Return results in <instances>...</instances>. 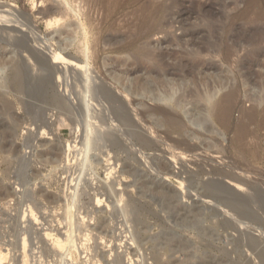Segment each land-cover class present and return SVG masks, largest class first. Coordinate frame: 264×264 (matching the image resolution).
Returning a JSON list of instances; mask_svg holds the SVG:
<instances>
[{"label": "rangeland", "instance_id": "1", "mask_svg": "<svg viewBox=\"0 0 264 264\" xmlns=\"http://www.w3.org/2000/svg\"><path fill=\"white\" fill-rule=\"evenodd\" d=\"M0 10L3 11L2 14H8H5V17L8 18V21L5 20L7 22L0 21V31L2 33L3 31L5 32L3 34L0 33V51L2 50L3 52L4 49L8 50L9 52L7 51V55L11 56V58H14L9 59V64L11 60L15 61V59L18 58H20V60H16L17 64H21L22 61L26 62L31 67V74L33 76L34 74L35 76L43 75L45 72L39 70L33 71L34 64L29 61V58H26L28 56L22 51L20 46H15V41H18V39H24V41H26L25 43H27V46L29 45V49L32 48L30 50H34L41 54H49V58L51 57L52 59L54 58L50 54H54L60 58L65 56L66 60H69L71 57L72 59H80L82 56L77 53L74 47L61 49L57 37L51 39L55 28L49 27L47 20L53 19L55 17H64V21L66 23H76L78 21L76 14L85 15V13H87L93 18V21H95V26L101 22L100 24L104 25L102 33L103 41L112 38L114 41L112 44L114 46L112 44V47L109 45V47L112 48L111 51V48L108 49V46H106L105 42H101L99 57L96 60L95 67L93 66L92 71L94 72V75H99L100 80L103 81L105 85L109 86V88L113 89V91L118 94V96L120 94V98L125 94L120 92L121 89L119 90L115 87L114 83L111 82L108 73L105 74L106 77H108L107 80L103 78L102 73H106L107 70L111 69L116 70L119 68L117 62L122 60H127V65L131 64L132 59L129 58V56H132V50L116 52L114 51V48L119 47L121 44L123 45L130 42L131 39H136V36L138 38V36L141 35L142 29L144 30L146 24L157 21H163V25H167V27L165 25L166 30L168 29V31L176 37L183 36V28L188 31H193V29H195L194 33H196V38L203 52L198 59L199 67L197 70V80L199 82L198 89L201 93V96L195 97L191 95V92L193 90L195 91L196 89L195 86L191 85V89L189 88L185 92L183 91L184 93H182L184 94L182 109H179L178 106H173L172 104L154 102L146 96H133L134 100L136 101V108L139 111H143V109L145 111V108L147 107H166L167 110L171 111L173 114L175 113V115L178 116L181 121H183L182 123L185 124L184 126L186 127V130L189 131V137H187V141H189L188 143L193 146L191 148L192 150L189 152L191 155H187L188 158L185 157L186 155H182L181 157L183 158L180 157V159H178L181 161H178L177 165H175V161L169 155L170 151L167 149L164 150L165 148L163 146H161L162 148L160 147L161 149H159V151L156 150L144 152L138 148L132 150L130 149V154L126 152L123 155H120V157L118 156L119 160L113 157L111 159L110 157L112 162H105V158L103 159V156H101L99 151H93L92 154L94 155V159L96 158V165L94 163L92 165L94 169L90 171L88 170L86 172V179H95L94 183H97L95 187L100 188L102 185H107L106 174L108 173V169H114L115 167H118V169H110L109 176L111 179L117 180L118 178L117 183L121 182L116 186V189H121L118 191H123L125 198L127 197L124 201V204H137V207H139V216H141L140 218L142 222H145V226L148 230L139 236L138 243L133 245L134 248L129 249V251H131L130 256H135V264H139L140 262V264H157L158 262H155L153 258L151 259V256L153 257L155 252L160 256L159 264H167L169 261L177 260L178 258L180 259H178L180 264L182 262V264H203L207 262V260V264H245L247 261L250 264H260L259 261L253 256V253H251L252 251H249L245 242L241 240L245 234H249L253 237H256L260 243H262V245L264 244V215L261 211H259L262 205L256 204L253 206L255 212L253 217L256 219L255 221H260L259 225L256 224L259 222L254 224L253 221H249L247 226L241 229V232L233 231L231 227L226 228L228 226L224 223V221L226 219H230L233 214L229 212V210L226 209L222 203H217L213 198H206L205 189L203 190L202 188H204L203 185H205V183L211 180H216L223 182V184L231 191L233 190L232 193L236 195L241 194L242 196L248 197L250 194L258 195L260 193L261 196L264 194V102L259 104L258 101H256V96L258 97L259 93H262V98L264 96V0H0ZM143 10H145L144 13H142ZM15 20L18 22V24ZM4 34L7 35L5 36ZM2 35L4 37H2ZM160 37H162V34L153 36L150 38L148 43L152 44L153 46H157L158 40L160 42ZM41 41L44 43V45H42L43 43ZM144 41L147 42L146 39H141L140 43H146ZM40 42L41 45L39 44ZM11 43L14 44V46ZM102 43H104V45ZM158 47L161 49H167L168 51L176 50V47H171L167 44H164L163 46L160 45ZM134 55L141 58L138 53H134ZM8 56L7 58H10ZM138 62L143 64L142 59H139ZM170 62L172 63L173 60H170ZM2 75L5 76L4 74L0 73V76ZM137 76L139 75H132L130 78L135 79ZM60 81V77L55 78L54 85L51 89L56 91V93H58L61 97H66V107L72 112L70 109L73 106L74 107L72 109L75 107V109H77V106H75L76 103L74 102L75 98L73 99V97L70 96L71 100H69L67 95H72L71 91L69 90V92L65 94L63 88L57 87ZM71 82H74V85H76V82L73 80L72 76L70 79V83ZM12 86L11 84H8L7 86H3V88L0 89V93L4 94L5 99L4 101H0V182L3 186H6V188H9L12 192H14V194L18 186L20 189H24L25 186L20 187L21 181L20 179H17L15 175H18L17 172H23L22 169L18 170L22 164L21 162H24L25 160L29 161L30 159L32 166L30 168L32 171L29 172L31 180L29 181L28 185L29 187L32 186L33 188L30 187L29 189L28 185H26V187H28L29 190H34L37 192L43 190L45 194H49L48 196L61 200L60 204L62 206L50 204L48 200H44L43 198L34 199L36 202L38 201V204H34L33 201L26 198L29 202H26L24 209L27 208L28 205L32 204V206L37 204L38 206H36L38 208L35 207V210H33V208L32 211L26 214L29 217L25 215L23 218L25 220H21L20 218L15 220V217H18L16 213L17 211L15 209L19 205L15 202L16 200L13 199L16 198L19 200L20 196L14 195V197H12L13 199L9 197V200L8 198L5 200L6 203L9 201L10 207L8 206L9 204L5 205V203L2 202L4 200H0V203H2L0 204V235L3 236H0V242L4 243L3 240H5L6 243V246L3 245L4 247L0 244V246H2L0 247V250L2 251L0 252L2 255V257L0 255V264H5V261L3 260L6 259L5 257H7L6 264H14V262L15 264H91V259H88L90 256H93L95 253L94 251L100 255V258L104 257L106 259L103 264H115V262L112 261V259L114 260L115 258L112 255H116L117 253L115 252V248L113 251L114 254H112L113 252H110V248H105V246L97 244L96 242L99 240H96L98 236L96 232L94 237L92 236V242L88 243L85 237H83V230H86V226L84 225H81L83 230L80 229L81 231L79 230L78 232V225L74 230L75 232H78L75 233V239L79 236L78 239L80 240L79 241L76 239V243L78 244H76V246H78L76 250L74 248L70 252L68 249H65L64 246H59L60 243H58V240L64 237V224L66 223V218L64 219L65 215L63 207L66 199L64 190L67 189V183L71 184L70 180L73 177H69V170L67 171L69 173L68 175L63 174L64 171H61V167L57 168L60 174L57 173L58 170L56 172L55 166L57 167L58 164L46 165L41 162L40 156L52 145L54 146L55 144H59L64 149L67 148V145L71 142L73 145L75 135L72 128L74 127L75 129V126L73 125L71 128L68 126L70 122H66V120L62 121L61 117H64V115H62L56 108L49 107L46 110L41 108V104L36 101L37 96L35 95L37 94L36 92H33L36 90L32 91L31 88H33V86L31 84V88L30 86L29 88L33 94L31 93V96L28 98V95H21L18 91V88ZM216 87L222 90L219 99H221L224 94L234 91L235 96L232 102L223 104L226 107H230V112L228 115L229 117L226 118L229 119L228 121H226V119L222 120L217 118L214 114L215 111L211 112L207 104L203 102V97L207 91L211 92L212 90L213 92L214 88ZM51 89H47V91ZM123 99L126 100L125 96L122 98V101H124ZM5 105H7V108ZM143 105L145 106L144 108ZM196 106H198V108H196ZM77 110H74L77 115H72L73 117H78V114L83 115V113H77ZM196 118H202L207 122L205 125L200 127L194 123ZM44 123H48V127L46 125L47 128L45 127V129H48L49 131L47 130V132L51 133V135H41V130L38 129V126ZM240 124H245L247 127V136L246 139L242 141V143L238 140L237 133V127H239ZM210 128H212V131ZM159 130L165 131L166 128L164 127L162 130V127H160ZM178 136V134H174L175 138H178ZM44 142L47 143L44 144ZM74 153L75 152H72V154ZM72 154L70 159L72 158L71 161H73V164L75 161L73 160ZM62 156L61 160L63 162L65 155L63 157ZM117 162H119V166H117ZM154 162L156 164L161 162L168 165L172 172L171 177H166L163 175V173L155 171V167L153 166L155 164ZM182 162L183 164H181ZM107 163L108 165H106ZM126 163L132 165L133 168L136 169V176L132 177L131 174H126L123 176L119 173V170L121 171ZM76 166L74 165V169L72 168V171L76 169ZM92 171L93 173H91ZM110 171H113V175ZM204 171L205 173H203ZM36 173L38 174L37 177H31L32 174L35 175ZM222 173L224 174L222 175ZM229 173L234 176L236 175L235 177L238 176V178H245L244 181H248V186L251 189L242 191H236L233 189L234 187L231 186L230 179L226 178ZM74 174L77 175L78 172L75 171ZM91 174L94 176L92 175L93 177H91ZM115 174L116 177H113ZM66 176L67 178H65ZM137 176L140 178L138 179ZM176 176L177 178L181 177L184 182L186 181L184 183L185 190L179 187L180 185L179 182H177L178 180L175 178ZM8 177L10 179H7ZM143 179L150 181L151 184H162L167 190L175 195L176 199H172V203H170L168 200L169 198L162 197L156 193L153 185L146 187L144 185L145 181H142ZM196 183H198V186L195 185ZM189 184L197 186L198 188L195 190L194 188L196 187H194L193 189L190 188V190ZM199 184L203 185L201 186ZM185 186L187 187L185 188ZM184 191L187 192L185 193ZM91 193L93 194V192ZM109 198V195L106 194L105 204H107H104L100 208L94 207V211H92L94 213L93 217L95 220H97L95 223L94 220L93 222H90L91 225L89 226V229L94 230V225H96L98 219L100 220L102 218L110 221L111 223H115L111 225V223L107 221L108 227L106 233L107 231L109 233H105L108 241L112 239L113 242V239H115L113 234L114 236L116 234L119 235L121 227L123 230H125L126 227L124 225L126 224L127 219L121 216L122 213H119L121 210L114 208V203H116V201ZM11 200L13 201L10 202ZM124 204H120L119 208ZM195 206L199 207L200 209V211H198L199 215H195L197 216V219L195 217L190 218L189 223H182L181 220L180 224L179 221L173 222V217L178 215V212H180L179 210L184 208L193 209ZM12 209L13 211H11ZM113 218L116 220H113ZM60 220L62 222L64 221L62 225L60 224L62 222H59ZM22 221H25V223ZM122 221H124L125 224ZM117 224L119 225L117 226ZM129 225L131 226V224L126 226L129 227ZM223 225L226 226L224 227ZM112 226L117 228L112 229L114 228ZM197 228H199V230ZM50 234H53V238L51 236V239L57 243L58 254L56 253V255H58V257L60 255L61 259H58L55 256L52 258L53 256H49L48 254L49 248H54L51 246V243L46 237ZM160 238L162 239L160 240ZM170 238L173 242L179 240L181 242L187 243L189 246L186 244L184 253L179 252V254L178 252H175V250L171 251L173 249L167 245V240L170 241ZM164 239H166V241ZM80 242L82 243V246L79 244ZM87 243L88 247L91 245L90 247L93 248L91 249L89 247L93 253L88 252V250H85L86 252H84L85 246L84 248L82 247L83 244L87 245ZM157 243H159V245L161 243L163 247L167 245V247L163 248ZM40 246H42V248ZM99 246L102 247L99 248ZM167 248L171 249L168 250ZM123 250L125 252V248L119 249L118 251L122 252H120L121 256L126 254L125 257L122 258H124V262L127 263L129 257H127V253L124 254ZM140 251L142 253L146 252V256ZM68 252L76 258L77 262L73 263L71 261L72 263H70L69 261L67 263L62 261L63 257L66 256V253L67 255H70ZM105 254H109V256ZM87 256H89V258ZM204 257L206 258L204 259ZM13 258L15 259L14 261ZM170 258L171 260H169ZM67 259H69V256Z\"/></svg>", "mask_w": 264, "mask_h": 264}, {"label": "bare ground", "instance_id": "2", "mask_svg": "<svg viewBox=\"0 0 264 264\" xmlns=\"http://www.w3.org/2000/svg\"><path fill=\"white\" fill-rule=\"evenodd\" d=\"M66 3H68V2H66ZM2 12L3 11L0 10V21H5L8 19L5 17L8 14L5 13L6 14L5 15V14H2ZM144 12H145V10L142 11V13H144ZM73 13H74V11H73ZM60 15H62V14H60ZM67 15H68V13H67ZM63 16H66V15H63ZM76 17L78 20L76 23H72V22L66 23L64 21V19H65L64 17H55L53 19H48L47 23H48L49 27L55 28L54 34L52 35L51 39H54V37H57L58 43H59L61 49H66L68 47H74L76 49L77 53L82 56V58L72 59V57H71V58H69V60H66L65 56H62L60 58L54 54H50L54 58V59H52L51 57L49 58V56H48L49 54L48 55L43 54V53L41 54V53H37L34 50L33 51L30 50L32 48L29 49V47H28L29 45L27 46V43H25L26 41H24V39L23 40L18 39V41H15L16 42L15 46L16 45L20 46L22 51L24 53H26V55L28 56L26 58H29L30 59L29 61H31L34 64V66H33L34 70L33 71L39 70V71L45 72V74L35 76V74L33 73L34 74V76H33L31 74L32 73L31 69H30L31 67L26 62L22 61L21 64H19V63L17 64L16 60H20V58L15 59V61L11 60L10 64H9V59H14V58H11V56H8L7 53L9 51L4 49L6 52L4 50H3V52H2V50L0 51L1 52L0 53V73L5 75V76H3V75L0 76V89L3 88V86H7L8 84L9 85L11 84V86L13 85V86L18 88V91L21 95L22 94L24 96L28 95L27 98L31 96L30 95L32 93L31 89H32V91L36 90L33 92H36L37 95H35V96H37L36 97L37 99L36 98L35 99H36V101H38L41 104L40 105L41 108H43L45 110L49 107L56 108L57 110H59V112L62 115H64V117L63 116L61 117L62 119L60 118L62 121L66 120V122H70V124L68 126L71 128L73 125L75 126V129H74V127L72 128L74 135H75V138L73 140L74 141L73 145L71 142L70 144L67 145V148L64 149L63 147H61V145L55 144L54 146L53 145L50 146L47 150H45V152L43 151L44 153L41 154V156H40L41 162H43L46 165L58 164L57 167L55 166L56 172L58 170L57 168L61 167V171H64V173L62 172L63 174L68 175L70 173L69 177H73L72 179L70 178L71 184L67 183V189H65L66 191L64 190V192L66 194V199H65V204H63V207H64V215H65L64 219L66 218V223L64 224V229H65V233L63 235L64 237L62 236L63 238H60L59 240L57 239L58 243H60L59 246H62V247L64 246L65 249H68L70 252L74 248L76 250V248L78 247V246H76V244H77L76 239H78L79 236L76 237V239H75V233L77 231L79 232L80 229L83 230L81 225H84V226H86V230L85 231L83 230V232H84L83 237H85V239H86V241H88V243L92 242L91 240L93 239L94 234L96 232V234H98L96 240L97 239L99 240L98 242H96L97 244L105 246V248H107V247L110 248L109 250L111 253L114 251V248H115V252H117L116 255L114 254V252L112 253V254H114L112 256L115 257L114 260L112 259V261H114L115 264H127V263L135 264V262H136L134 260L135 256L134 257L130 256L131 251H129V249L134 248L133 245L138 243L139 236L142 233H145L146 231H148L147 227L145 226V222L144 223L142 222V220L140 218L141 216H139V213H138L139 207H137V204H135V203H131V204L125 203L124 204V201L126 200L127 197L125 198L123 191H121V192L118 191L121 189H116V186L119 185L121 182L117 183L118 178H117V180L111 179V177L109 176V170L111 169L110 167H108L110 169H108V173L106 174L107 175V185H102L100 188L95 187V185L97 184V183L96 184L94 183L95 179H92V178L86 179L87 178L86 172L88 170L90 171V170L94 169L92 167V165L95 163L96 158L94 159V155L92 154V152L93 151H99L101 156H103V159L105 158V162H110L111 161L110 157H111V159H112V157L118 159V156L120 157V155H123L126 152H128L130 154V152H129L130 149L132 150V149L138 148V149L143 150L144 152L145 151H156V150L159 151V149L162 148L161 146H163L165 148L164 150L167 149L168 151H170L169 155L175 161V163H176L175 165H177V163L179 161L178 159H180V157L182 155H186L185 157L188 158L187 155L190 154L189 152H190V150H192L191 148L193 146L188 143L189 141H187L188 140L187 137H189L188 136L189 131L186 130V127L184 126L185 124L182 123L183 121H181V119L178 116H176L175 113L173 114L171 111L167 110L166 107H164V108L158 107V106H157L158 108L157 107L156 108L147 107L149 109L145 108L146 109L145 111H144V109H143V111H139L136 108V101L134 100L133 96L134 97H135V95L141 96V97L146 96L147 98H150L154 102H162V103H166V104H172L173 106H178L179 109H182L183 108V102H184V96H183L184 94H182V93H184L186 90H188L191 85L195 86V88H196L195 91L193 89H192L193 91L191 90L192 92L190 91L191 95L195 96V97L201 96V93L199 92V89H198L199 82L197 80V70L199 67L198 59L202 55L203 52H202V49L199 46L198 40L196 38V35H195L196 33H194L195 29H193V31H188V30L183 28L182 29V30H184L183 36L182 37H176V36H173L168 31V29L166 30V28H165L166 24L163 25L164 24L163 21H159V22L157 21V22H153L150 24H146L144 30L142 29L141 35H139L138 38L136 36V39L135 38L133 40L131 39L130 42L125 43L123 45L121 44L119 47L115 46L116 48H114V51H116V52H125L127 50L128 51L132 50V53H131L132 56L131 57L129 56V58L132 59L131 64L127 65V60H122V61L117 62L118 63L117 65L119 68H117L116 70L115 69H111V70L106 69L108 72L106 71V73L105 72L102 73L103 78L106 80L108 79V77H106L105 74L108 73L109 78H110L111 82L114 83L115 87L118 88L119 90L121 89L120 92L125 94L124 96H125L126 100H124V99L123 100L126 102H124V101H122V98H124V96L120 98L119 97L120 94L118 96V94H116L113 91V89L109 88V86L105 85V83L100 80L99 75H94V72L92 71L93 66L95 67L96 60L99 57L100 44L103 41L102 33H103L104 25L100 24L101 23L100 22L97 26H95V21H93V18L90 17L87 13H85V15L76 14ZM7 21H5V22H7ZM17 24H18V22H17ZM166 27H167V25H166ZM56 28H58V29H56ZM21 29H22V27H21ZM23 30H24V28H23ZM0 33H2V32L0 31ZM3 33H5V32L3 31ZM160 34H162V37H160V42L158 40L157 46L156 45L153 46L152 44L148 43L151 37L157 36ZM2 37H4V36L2 35ZM133 37H134V35H133ZM5 39H7V38H5ZM141 39H146L147 42L144 41L146 43H142V42L140 43ZM115 40H116V38H115ZM41 42L39 43L40 45H41ZM103 42H105L106 46H108V49H109L112 47V45H113L112 43L114 41L112 40V38L111 39L109 38L108 40L106 39V41H103ZM102 44L104 45V43H102ZM164 44L165 45L167 44L171 47H176V50L168 51L167 49H161L160 47H158L160 45L163 46ZM42 45H44V43ZM109 45H111V47H109ZM203 49H205V48H203ZM111 51H112V48H111ZM134 53H138L141 56V58L139 56L136 57L134 55ZM124 54H126V53H124ZM7 56L10 58H7ZM14 57H16V56H14ZM137 58H138V60L142 59L143 64L140 63L141 61L138 62ZM170 60H173V62L171 63ZM143 65L146 67H144ZM136 74L139 76H137L135 79L130 78V76H132V75L135 76ZM71 76H72L73 80L76 82V85H74V82L70 83ZM57 77H60V80H61L58 83L57 87L63 88L65 94L67 92H69V90L71 91L72 95H67V96L69 97V100H71L70 99L71 97H73V99L75 98L74 102L76 103L75 106H77L78 110L75 109L76 107L74 109H72L74 107L72 105L73 107L70 109V110H72V112L69 111L68 108L66 107V104H67V102L65 101L66 97L65 96H64L65 98L61 97L58 93H56V91H53L51 89L52 86L54 85V80ZM30 81H31V83H30ZM30 84L33 86V88H31ZM29 86L31 89L29 88ZM47 89H51V90L47 91ZM221 92H222V90L217 88V87L214 88L213 92H212V90H211V92L207 91V93L205 95L203 94L204 95V97H203L204 101L203 102H205L207 104V106H208V108H210L211 112L215 111L214 114L217 118L225 120L226 118L229 117L228 115L230 112V109H229L230 107L229 106L226 107L223 104L224 103L227 104V103L232 102L235 95H234V91H230V92L224 94V96H222L221 99H219ZM68 97H67V99H68ZM256 98H257L256 101H258L259 104H262V102H264V96L262 98V93L261 94L259 93V96L258 97L256 96ZM31 99H34V98H31ZM4 100H5L4 94L0 93V101H4ZM200 100H201V98H200ZM65 102H66V104H65ZM5 106L7 108V105H5ZM198 106H196V108H198ZM144 107L145 106L143 105V108ZM8 108H10V107H8ZM74 110L75 111L77 110V113L78 112H80L81 114L83 113V115L78 114V117L76 116L77 118L73 117L72 115H77ZM196 112H197V110H196ZM198 113H199V111H198ZM211 116H212V114H211ZM194 117H196V116H194ZM228 120L229 119H226V121H228ZM47 122H48V120H47ZM206 122L207 121L203 120L202 118H196L194 123L201 127V126L205 125ZM33 124H34V121H33ZM47 124L48 123H44V124L38 126L39 127L38 129L41 130L42 136L51 135V133L47 132L48 129H45ZM49 126H50V124H49ZM47 127H48V125H47ZM156 127H158L159 129H160V127H162V130L165 127L166 130L160 131ZM237 128H238L237 129L238 140L242 143V141H244L246 139V136H247V127L245 124H240L239 127H237ZM211 129L212 128H210V130ZM50 131H52V130H50ZM174 134H178L179 135L178 138H175ZM46 143L44 142V144H46ZM178 151H179V153H178ZM72 152H75V153L72 154ZM165 153H166V151H165ZM71 154L73 156V160L75 161L73 164H72L73 161H71L72 158L70 159ZM62 155L63 156L65 155V157H64L65 159L63 160V162L61 160ZM181 158H183V157H181ZM23 160H25V159H23ZM19 162H21V161H19ZM9 163H11V162H9ZM21 163L22 164L20 165V169H18V170L22 169L23 172H20L21 174L17 172L18 175H15V176L17 179H20V181H21L20 187L21 186L26 187V185H28L29 181L31 180L30 176H29V172L32 171L30 168L32 166H31L30 159H29V161L25 160L24 162H21ZM181 164H183V162ZM184 164H185V162H184ZM74 165L75 166L77 165V166H76V169L74 171H72L74 169L73 168ZM95 165H96V163H95ZM106 165H108V163ZM117 166H119V162H117ZM153 166L155 167V169H154L155 171L163 173V175H165L166 177H171L172 172H171L170 167L168 165L160 162L157 164L155 163ZM150 168H151V166H150ZM114 169H118V167H115ZM75 171L78 172L77 175L74 174ZM57 173H59V170ZM91 173H93V171ZM119 173L123 176L126 174H128V175L131 174L133 177V176H136L137 171H136V169L133 168L132 165L126 163L124 168L121 171L119 170ZM155 173H157V172H155ZM203 173H205V171ZM219 173H218V175H219ZM213 174H214V172H213ZM223 174L224 173H222V175ZM229 174L226 178L230 179V181H231L230 184L232 187H234L233 189H235L236 191H242V190H247V189L250 190L251 189L248 186V183H247L248 181L247 182L244 181L245 178H242V177L238 178V176L235 177L236 175L234 176L232 174H230V175ZM37 175H38L37 173L35 175L32 174L31 177L32 176L37 177ZM92 175L93 174H91V177L94 176V175L93 176ZM112 175H113V173H112ZM113 177H116V174ZM65 178H67V176ZM137 178H138V176H137ZM175 178L178 180L177 182H179V185H180L179 187L184 189V185H185L184 183L186 181L184 182L181 179V177L177 178V176H176ZM7 179H10V178L8 177ZM213 180H215V179H213ZM142 181L143 182L145 181L144 185L146 187L153 185L154 190L156 191L157 194L161 195L162 197L169 198L168 199L169 202L172 203V199L175 198V195L172 194L169 190H167L162 184H160V183H157L160 185H156L154 183L151 184L150 181H148V180L146 181L145 179H143ZM146 182H147V184H146ZM14 183H15V181H14ZM197 184L198 183H196L195 185H197ZM199 185H201V184H199ZM197 186H193V185L189 184V189L190 188L193 189L194 187H196V188H194L196 190L198 188ZM203 186H204V188H202V189L203 190L205 189L206 194L205 193L204 194H205L206 198L207 197L213 198L214 200H216L217 203H219V204L222 203V205L226 209H228L229 212H231L233 214V216L230 219H226L224 221V223L228 226L226 228L231 227L233 231L241 232V229L243 227L247 226V223H249V221L250 222L253 221L254 224L256 222H259V223H256L257 225L260 224V221L258 219H257L258 221H255L256 219H254V217H253L255 214L253 206L256 204H261L262 207L259 209V211H261L264 215V194L262 196L260 193H259L260 195L259 194L258 195L257 194L251 195L250 194L248 197L242 196L241 194L236 195V194L232 193L233 190L231 191L230 189H228L223 184V182L216 181V180L215 181L211 180V181L205 183V185H203ZM25 187H24V189L21 188L22 189L21 190L18 186L16 188V191L14 194V192H12L9 188H6V186H3L2 183L0 182V200H4L2 202H4L5 205L9 204L8 206L10 207L9 201H8V203H6V201H5L7 198L9 200V197H11V199H13L12 197H14V195L20 196L19 200L16 198L13 199V200H16L15 202L19 205L17 208L14 207V208H16L15 210L17 211L16 213L18 215V217H15V220H17L18 218H20L22 220L26 214H28L30 211H32L33 208H34L33 210L38 208L37 207L38 201L36 202L34 200L37 198H40V199L43 198L44 200H48V202L50 204L62 206L60 204L61 200H59L57 198H52L51 196H48L49 194L48 195L45 194V192L43 190L37 192L34 190H29L30 187L33 188L32 186L29 187V185H28L29 189H28V187H26V188ZM186 187L187 186H185V188ZM91 192H93V194ZM106 194L109 195V197H110L109 199H114L116 201L117 204L113 202L114 208L115 209L118 208L119 210H121V212H119V213H122L121 216H123V217H125V219H127L126 224L124 222L125 220L122 221L125 224V225L122 224L126 227L125 230H123L121 227V230H123V231L120 230L119 235L116 234L114 236V234H113V237H115V239H113L114 245H113L112 239L108 241L107 236H106V234L109 233L108 231L106 233V230L108 227V223H107L108 220H106L104 218H102L100 220L98 219V222L96 223V225H94L95 226L94 230L89 229V226L91 225L90 222L91 221L93 222V220H94V223H95V221L97 220V219L95 220V218L93 217L94 213L92 211H94V207L100 208L101 206H103L105 204ZM26 198H28V200L33 201L34 204L37 203L36 204L37 206L36 205L32 206L33 205L32 204V205H28L27 208L24 209V205L26 204V202H29V201H27ZM13 200H11L10 202H12ZM0 204H2V203H0ZM120 204H124V205L122 207L120 206V208H119ZM108 206H109V204H108ZM187 209L184 208V209L179 210L180 212H178V215H176V217H173L174 218L173 222L179 221V224H180V220H181L182 223L183 222L189 223L190 218H193V217L196 218L199 215L198 214V211H200L199 207L195 206V208H193V209H188V210ZM45 210H47V209H45ZM11 211H13V209ZM202 211H203V209H202ZM202 211H201V213H202ZM174 212H175V210H174ZM195 215H197V216H195ZM26 216H28V215H26ZM123 217H122V220H123ZM11 218H13V217H11ZM96 218H98V217H96ZM20 219H19V221H20ZM23 220H25V219H23ZM113 220H116V219L113 218ZM59 222H62V221L60 220ZM63 222L60 224L62 225ZM108 222H110V221H108ZM23 223H25V221ZM18 224H19V222H18ZM49 224H50V222H49ZM112 224H115V223H111V225ZM128 224H131V226L130 225H129V227L126 226ZM190 224H192V223H190ZM77 225L79 228L75 232L74 230L77 228ZM111 225H110V227H111ZM118 225L119 224H117V226ZM221 225H222V223H221ZM6 226H8V225H6ZM112 227H114V226H112ZM116 228L114 227L112 229H116ZM187 228H189V227H187ZM197 229L199 230V228H197ZM109 230H111V229H109ZM114 231H116V230H114ZM115 233H117V232H115ZM52 235L51 234L49 236L45 235L47 237V240H49V242L51 243V246L54 247L51 249L49 248V252H48V250H47V252H48L49 256H53L52 258H54V256H55L58 259H61L60 255H59V257H58V255H56L57 250H58L57 249V243H55L54 240L51 239ZM110 236H112V235H110ZM169 236H170V234H169ZM173 236H175V235H173ZM1 237H3V236H1ZM95 237H96V235H95ZM52 238H53V236H52ZM171 238H170V241L167 240V245H169L173 249L171 251L175 250V252L184 253V250H185L187 243L181 242L179 240L176 242L175 241L173 242V241H171L173 238L172 239ZM209 238H212V237H209ZM161 239L162 238H160V240ZM164 240L166 241V239H164ZM3 241H4V243L0 242V244L2 246L3 245L6 246L5 240H3ZM156 241H157V239H156ZM186 241H188V240H186ZM241 241L245 242L249 251H252L251 253H253V256L259 261V263L264 264V246H263L264 244L262 245V243H260V241L256 237H253L252 235H249V234H245L242 237ZM88 243H87V245L83 244L82 248H84V246H85L84 252H86L87 250H88V252H92V250L89 249V247L91 245L88 247ZM154 243H155V241H154ZM43 244H44V242H43ZM79 244L81 245L82 243L80 242ZM157 244L159 245V243H157ZM138 245H140V244H138ZM167 245H165L164 247H167ZM2 246H0V247H2ZM42 246H40V247L42 248ZM102 246H99V248ZM128 246H129V248H128ZM159 246L163 247V245L161 243ZM187 246H189V245L187 244ZM118 248L119 249L125 248V252H124V250H123V252H124V254L127 253L128 254L127 257H129L127 263L124 262V258H122V257H125L126 254L121 256V254H120L121 251L119 252ZM91 249H93V248H91ZM170 249H168V250H170ZM55 250H56V252H55ZM135 250H137V249H135ZM0 252H2V251L0 250ZM94 252L95 253L93 254V256L89 255L90 258H89V256H87L89 258L88 260L91 259L90 263L91 264H103L104 261H106V259L104 257L100 258L99 257L100 255L96 251H94ZM118 252H119V254H118ZM187 252H188V250H187ZM138 253H139V251H138ZM155 253L153 254V257L151 256V259L153 258V260L155 262H158L157 264H159L160 256H159V254L157 255V253L156 254ZM142 254L145 255L146 252L142 253ZM148 254H147V256H148ZM0 255H1V253H0ZM105 255L109 256V254H105ZM68 256H69V259H67ZM145 256H143V257H145ZM182 256H183V254H182ZM1 257H2V255H1ZM91 257H93V258H91ZM149 257H150V255H149ZM5 258L7 259V257H5ZM205 258L206 257H204V259ZM6 259H3L5 261V264L7 262ZM178 259L177 260H171V258H170L169 260H171V261H169V263H167V264H180L179 263L180 259L179 260ZM8 260H10V259H8ZM14 260L15 259L13 258V261ZM53 261H55V260H53ZM62 261L67 262V263L69 261H70V263L77 262L76 258L72 254L67 255V253H66V256L63 257ZM1 262L3 263L2 260H1ZM137 262H140V261H137ZM145 262H147V261H145ZM145 262H143V263H145ZM181 262H182V260H181ZM207 262H208V260H207ZM207 262H205L203 264H207ZM14 264H15V262H14ZM75 264H77V263H75ZM245 264H250V263L247 261Z\"/></svg>", "mask_w": 264, "mask_h": 264}, {"label": "built area", "instance_id": "3", "mask_svg": "<svg viewBox=\"0 0 264 264\" xmlns=\"http://www.w3.org/2000/svg\"><path fill=\"white\" fill-rule=\"evenodd\" d=\"M263 150H264V144H263Z\"/></svg>", "mask_w": 264, "mask_h": 264}, {"label": "water", "instance_id": "4", "mask_svg": "<svg viewBox=\"0 0 264 264\" xmlns=\"http://www.w3.org/2000/svg\"><path fill=\"white\" fill-rule=\"evenodd\" d=\"M12 44V43H11ZM14 46V44H12Z\"/></svg>", "mask_w": 264, "mask_h": 264}]
</instances>
